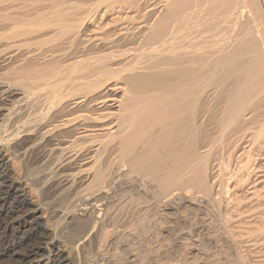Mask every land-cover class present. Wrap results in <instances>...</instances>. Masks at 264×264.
<instances>
[{"label":"bare ground","instance_id":"6f19581e","mask_svg":"<svg viewBox=\"0 0 264 264\" xmlns=\"http://www.w3.org/2000/svg\"><path fill=\"white\" fill-rule=\"evenodd\" d=\"M0 80L27 116L0 132V264H249L244 225L264 244V0H0Z\"/></svg>","mask_w":264,"mask_h":264},{"label":"rangeland","instance_id":"374dc122","mask_svg":"<svg viewBox=\"0 0 264 264\" xmlns=\"http://www.w3.org/2000/svg\"><path fill=\"white\" fill-rule=\"evenodd\" d=\"M1 82H3V80H0V83ZM18 105H14V104H11L8 100H5V101H1L0 102V108H6V109H8L9 111H6L5 113H3V115H0V132H1V130L2 131H8L9 133L11 132V131H13V129H14V124L16 123V120L18 119V117H23V116H25V120H26V115H25V113H24V111H23V109H18ZM212 127H213V125H211ZM210 128L211 130H209L211 133H212V138L213 137H215L217 134H216V130L214 129V128ZM214 132H213V131ZM8 132H6V133H8ZM236 161H237V159H235V161L233 162V165H234V167L237 165V163H236ZM12 165H13V170H14V166H15V169H16V167L17 166H20V164H17L18 162H15V161H11L10 162ZM10 164V165H11ZM236 164V165H235ZM233 165H232V167H233ZM233 167V169H235ZM18 169L17 170H19V167H17ZM15 172H16V170H14ZM63 190V189H60V188H58V190H52L51 192H49L48 194H47V196H46V202H48L47 203V206L48 207H50V205H51V207H50V209H54L53 211L56 213L55 214V216H56V218H58V219H60V216H61V214H64L65 213V211H67V210H69V209H71V207H74L75 205H76V196H75V193L74 192H72V193H67V192H64V191H61ZM33 198H35V199H37V196H35L34 194H33ZM50 203V204H49ZM130 205H132V204H130ZM134 205V204H133ZM132 205V206H133ZM130 207L129 206V204L125 207V209H127V214H126V210L125 209H121V211L119 210V216L121 215V217L122 218H124V219H122L121 220V218L120 217H118V221H119V219L121 220L118 224L116 223V225L117 226H119L117 229H119V230H127V228L129 227V225L128 224H130L136 217H137V214H141L144 210H146L147 209V207H148V205L147 206H144L143 205V207H140L139 206V208H138V206H137V208H138V210H137V208L135 209V208H133V207ZM142 206V205H141ZM69 208V209H68ZM128 208H129V210H128ZM145 208V209H144ZM141 209H143V210H141ZM125 210V211H124ZM133 210V211H132ZM135 210V211H134ZM137 210V211H136ZM63 211V212H62ZM140 211V212H139ZM142 211V212H141ZM120 212H123L124 214H120ZM130 212L132 213V214H130ZM136 213V217L134 216L135 215V213ZM230 212H232V211H230ZM61 213V214H60ZM123 215H126L127 217H123ZM133 215V217H130V216H132ZM64 216V215H63ZM56 218H55V220H56ZM62 218V217H61ZM128 218H130V220H132V221H130ZM117 221V222H118ZM125 221V222H124ZM128 221H130L129 223H127ZM250 221V220H249ZM50 224V223H49ZM250 226H254V225H244V226H241L244 230H246L245 228H248L249 227V229L247 230V233H246V235H242L243 233L242 232H246V231H240V235L242 236V238L244 239V241H243V248H244V250L246 251L245 253L247 254V252H249L250 251V254H251V258H250V263L249 264H264V244L263 245H260V244H255V241H253V236H252V231H254V229L252 230V227H250ZM239 227H240V225H239ZM239 227L237 226V225H234V227H233V229L235 228V230H237L236 228H238V231L237 232H239V230L241 229L242 230V228L240 227V229H239ZM255 227V226H254ZM113 228V224L112 223H110L109 224V229H112ZM195 229V228H194ZM249 230H251V232H249ZM191 232L192 231V228H191V230L190 229H187V230H185V232L186 233H188V232ZM256 231H254V233H255ZM251 233V234H250ZM253 233V234H254ZM264 233V232H263ZM245 234V233H244ZM4 235V234H3ZM260 235H261V233H260ZM207 236H209L208 234H207ZM263 236H264V234H263ZM6 237H7V235H6ZM205 239H203V245H202V248H201V250H202V253H203V256H204V253H210L211 252V249H210V245H208L209 243H208V238L207 237H204ZM208 239V240H207ZM207 240V241H206ZM207 242V243H206ZM205 243V244H204ZM264 243V242H263ZM208 245V246H207ZM207 246V247H206ZM245 246V247H244ZM209 247V248H208ZM94 253H95V251H94ZM93 253V254H94ZM202 255V254H201ZM200 255V257L202 258V256ZM5 259H6V261H5ZM5 259H3L2 260V262H1V264H9L8 263V259L7 258H5ZM248 264V263H247Z\"/></svg>","mask_w":264,"mask_h":264}]
</instances>
